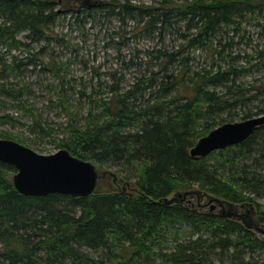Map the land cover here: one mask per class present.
I'll return each instance as SVG.
<instances>
[{
	"label": "trees",
	"instance_id": "obj_1",
	"mask_svg": "<svg viewBox=\"0 0 264 264\" xmlns=\"http://www.w3.org/2000/svg\"><path fill=\"white\" fill-rule=\"evenodd\" d=\"M110 5L113 12L118 8L117 14L144 23L145 29L171 26L174 14L188 19L197 30L189 41L198 43L220 35L222 25L235 23L264 2L188 0L181 8ZM61 7L59 0H0V43L18 47L16 37L23 32L31 42L46 39ZM156 52L146 70L124 87V78L115 74L100 85L104 96L90 98L83 123L70 120L57 138L24 100V82L19 88L9 81L0 84V106L5 99L24 106L40 137L101 169L115 170L124 182L117 191H95L84 198L26 196L14 186L15 167L0 161V264H264V239L255 226L182 202L199 189L240 206L252 204L264 226V204L256 198L264 191V126L242 144L205 158L190 154L200 138L228 123L223 116L227 109L264 98V80L244 88L234 64L226 70L197 71L187 57L181 58V51ZM251 61L264 66V51ZM33 63L17 57L2 60L0 78ZM49 70L60 73L54 62ZM61 99L72 118L67 98ZM250 111L244 119L252 118ZM16 120L0 113V125ZM0 138L28 144L2 129ZM175 194L181 196L169 200Z\"/></svg>",
	"mask_w": 264,
	"mask_h": 264
},
{
	"label": "rangeland",
	"instance_id": "obj_2",
	"mask_svg": "<svg viewBox=\"0 0 264 264\" xmlns=\"http://www.w3.org/2000/svg\"><path fill=\"white\" fill-rule=\"evenodd\" d=\"M59 1L63 4L59 10L61 14L46 39L31 42L26 38L27 33L23 32L16 37L20 42L18 47L6 48L0 43V58L3 61L11 62L16 57L26 62L34 61L33 65L22 66L23 72L15 70L6 80L0 78V84L9 81L13 87L19 88L24 82L28 87L24 100L34 110V114L42 118L45 127L54 129L55 138L62 136L70 120L77 118L79 123H83L90 98L104 96L101 93L105 89L100 85L111 82L115 74L118 78H124L125 82L121 83L124 87V84L139 75L141 69L146 70L150 58L155 60L158 49L181 51V58L187 57L188 65L197 71L226 70L230 64H234L241 70L238 83H242L244 88L256 84V79L264 80V66H254V61L248 62L257 51H264V6L252 13L244 12L242 17L235 19V23L222 25L220 35L191 43L189 40L197 30L195 23L188 19H181L174 14L171 26L160 29V26L153 25L145 29L144 23L138 24L137 19L126 13L117 14L118 8L113 12L115 8L110 5L116 1L118 4L128 2L135 7L181 8L188 0ZM225 31V35L222 34ZM51 62L60 69L58 76L49 70ZM217 90H221V87ZM80 91L85 96H81ZM64 97L67 98L69 113L74 114L72 118L61 107L60 100ZM14 104L17 103L5 99V104L0 106L2 115L10 113L17 118L16 121L0 125V129L19 135L27 141L28 147L40 154L49 155L59 151L55 140L44 139L34 131L31 116L25 107ZM248 110H251L252 117L264 114V98L254 103L247 101V107L244 108L231 107L223 116L228 122H239L246 120L243 117ZM261 162L264 164V159ZM97 170V193L114 192L124 187L121 178L114 174L115 170L106 167L101 169L99 166ZM262 194L256 198L264 204V191ZM175 198L178 199V194L169 200ZM184 201L201 212L227 215L252 228L261 225L252 204L240 206L199 189L189 193ZM212 207L214 210H211ZM256 233L264 239L263 234Z\"/></svg>",
	"mask_w": 264,
	"mask_h": 264
},
{
	"label": "water",
	"instance_id": "obj_3",
	"mask_svg": "<svg viewBox=\"0 0 264 264\" xmlns=\"http://www.w3.org/2000/svg\"><path fill=\"white\" fill-rule=\"evenodd\" d=\"M262 126L264 114L224 123L200 138L190 154L196 159L205 158L213 152L242 144ZM0 161L15 167L14 186L26 196L58 193L84 198L95 193L99 180L93 162L76 157L66 149L44 155L15 140L0 138ZM254 228L264 235L263 225Z\"/></svg>",
	"mask_w": 264,
	"mask_h": 264
}]
</instances>
